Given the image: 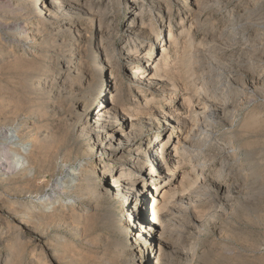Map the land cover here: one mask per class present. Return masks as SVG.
<instances>
[{
  "label": "rangeland",
  "instance_id": "374dc122",
  "mask_svg": "<svg viewBox=\"0 0 264 264\" xmlns=\"http://www.w3.org/2000/svg\"><path fill=\"white\" fill-rule=\"evenodd\" d=\"M77 1L84 3L85 0ZM116 1L112 20L109 21L100 13L86 16L84 11L78 13L74 11L76 14L63 12L58 16L59 20H64L60 24H71L74 28L62 29L60 32H44L42 45L40 44L38 48L35 45L30 46V41L23 40L19 35L20 26L17 25L27 22L21 19V14L26 11H20L21 8L14 0H2L0 3L2 44L0 60L6 58L8 51L24 56L26 51L31 49L32 52L38 51L37 55L41 58L34 62L40 66L47 67L49 59L56 57L60 62L72 65V73L68 77V84L72 83V89H62L61 100L53 93L54 96L49 97L46 93L29 86V76L33 73L31 69L25 67L4 71L0 69V128L10 124L14 127L34 123L33 129L24 132H33L41 136L48 134L52 142L51 146L48 144L45 148L43 165L47 166L50 162L59 164L56 173L45 175L38 171L44 166H37L31 192L38 191L43 195L45 194L42 192L43 188L45 189L50 181L65 177L68 171L72 170L71 174H75L81 164L87 165L86 170L99 164L98 155L91 158L84 155L87 138L79 137L77 120L84 108L87 110L92 105L93 99L96 98L97 103L101 99L106 102L112 96L117 97L121 114L127 113L132 118L131 132L124 130L128 135H124L121 143H124L126 138L147 141L158 135L160 139L168 136L172 146L175 138L182 139L186 134L190 136L179 148L180 151L194 154L193 161L191 162L187 156L180 155L177 169L171 177L166 178L170 182L168 185L170 191L166 200L167 208L161 212L160 218V223L166 227L161 244L162 264H264V75L257 79L258 77L252 76L248 69L253 63L264 67V6L250 5L244 15L241 17L235 15L236 19L231 21H227L229 18H226L225 22H213L210 17L203 18L199 28L192 31L187 44V32L181 34L179 32L180 25L175 11L179 6L176 5V0H162V4L158 6L159 12L163 14L162 20L153 19L150 23L145 21L144 25L147 27L145 31L148 33L141 35L136 33L128 35L125 27L128 22L126 0ZM207 5L209 6V2L201 1V7ZM217 8L218 6L212 7V11ZM152 9L155 11V8ZM33 10L35 12V8ZM168 10L171 11L170 14ZM181 11L183 12L182 9ZM31 20L38 22L41 19L39 15H32L29 21ZM100 20L101 27L98 29L97 23ZM133 24L139 25V18L135 19ZM224 24L228 26L227 36L220 37L218 33L224 29ZM246 26L256 28L257 40L254 47H258L254 48L257 50L256 53H252V49L244 55L238 52L241 46L236 45L238 37L234 36V32L237 31L239 35L241 29ZM183 27L186 29L185 24ZM168 30L176 36L179 35L175 42L166 43L168 46L166 68L171 71L163 72L164 74L162 73L161 77L148 88L136 85L135 81H130L129 71L139 66L146 74L148 73V77L152 74L149 69L151 61L159 57L161 45L167 42ZM203 33H206V36L202 39ZM99 38L109 45L107 58L111 60L110 62L114 63L113 60L116 59L121 65L117 77L120 89L115 95L113 87L101 89L103 83L109 84L111 79L108 72L102 70L101 73V68L97 65L102 60V55L96 53V42ZM152 43L153 48L150 52L152 60H125L126 48L129 47L131 53L140 52L143 55L145 49L147 50ZM113 47L116 49L115 52ZM78 48L85 49L81 56H77ZM183 49L187 56L181 58ZM201 61H208L211 69L206 67L198 70L197 66ZM77 63L82 64V78L74 74V65ZM188 68L198 70L196 72L193 70L194 77H190ZM43 77L39 80H43ZM189 99L197 101L190 112ZM144 100H148L147 106L143 105ZM204 106L214 115L209 110L206 111ZM168 108L175 109L183 123L173 126L176 119L165 122L161 118V113L166 112ZM39 113L43 115L39 116ZM204 113L205 115L211 113L214 118L206 121ZM207 125H210L214 140L204 138ZM50 134L53 136L50 137ZM230 141L235 155L233 160L227 163L236 164L234 168L220 163L219 152L223 148H228L227 144ZM200 144L204 146L201 151L197 150ZM157 146L156 143L154 149H157ZM101 158L103 165H110L113 172H119L123 168L121 166L123 163L118 161L117 156L111 158L106 153ZM61 165L65 166L63 170L60 168ZM193 166L198 167L203 173L202 183L194 180ZM159 167L162 169V177L165 178L167 176L165 165H158L156 170ZM124 171H131L133 178L145 180L140 182V187L144 186L146 192L144 209L142 212L136 211L134 219L140 224H147L150 222L154 182L146 179L148 171L145 172V168L139 170L137 166H126ZM84 180L91 187H94L97 181L95 174L85 177ZM19 181L18 176L8 183L3 181L0 174V237L2 236L0 263H153L150 254L157 250V244L151 248L141 249L142 256L136 255L132 258L128 250L124 252L125 254L121 250L122 247L131 248L130 242L127 236L111 223L120 222V228H125L124 222L126 215L129 214L127 205L121 203L114 195L100 204L84 182L83 194L71 192L60 196L59 201H63L61 206L67 208L63 216L59 211L53 215L51 221H36L31 224L27 242L21 243L10 217L13 215L20 217V212L27 209L31 200L30 194L23 189L24 186ZM219 184L227 187L226 193L218 189ZM80 214L92 215V222L88 225L79 223L76 216ZM41 237L43 245L39 246L37 240ZM45 249L50 250L52 256L46 254L45 257Z\"/></svg>",
  "mask_w": 264,
  "mask_h": 264
},
{
  "label": "bare ground",
  "instance_id": "6f19581e",
  "mask_svg": "<svg viewBox=\"0 0 264 264\" xmlns=\"http://www.w3.org/2000/svg\"><path fill=\"white\" fill-rule=\"evenodd\" d=\"M201 1L202 0H176V5L179 6V8H176L175 10L179 20L178 24L180 25L179 32L180 34L182 32L183 33L187 32L186 36L188 39L187 41L185 40L186 42H188L187 44H189L192 31H196L199 28L200 22L204 20L203 18L210 17L213 22H219V21L223 22L226 18H229L227 19V21L228 20L231 21V19L234 20L236 19L234 18L235 15L236 17L239 16L241 17L242 15H244L246 11L249 10L248 7L250 5L253 7L255 5L264 6V0H260L258 2L257 0H206L207 2H209V6L207 5L206 7H201ZM1 2L2 0H0V3ZM14 2L18 3V6L21 8L20 11L22 12L26 11L24 14H21V19H25L27 20V22L24 23L23 25H17L20 26L19 35L23 40H29L31 43L30 46L35 45L36 48H38V46H40V44L42 43L44 38L42 37V34L44 32H49V31L60 32V30L62 29L70 30L74 28V26L71 24L70 25L66 23L60 24L64 20L63 19L59 20L58 16L62 15L63 12L75 13L74 11H76L78 13L84 11V14L86 16L98 15L100 13L101 16H103L106 20L109 21L112 20L115 6L117 4L116 0L115 1L85 0L84 3H80V2L78 3L77 0H27L26 2H23L22 0H14ZM125 3L128 9L127 10L128 22L125 24L128 35L130 34L133 35L135 33L140 35L144 33L146 34V32L148 33V31H145V28H147L144 25L145 23H150L153 19H155L156 21L162 20L163 14L159 12L160 9L158 10V6L162 4V0H126ZM81 5L82 7H80ZM216 6H218V8L215 11H212V7H216ZM137 7H139V9H136ZM34 8H35V12L33 10ZM152 8H155V11ZM181 9L183 10V12L181 11ZM170 12L171 11L168 10L169 14ZM226 12L227 13L229 12L228 16ZM32 15L35 16L39 15L41 20H38V22H34L32 20L29 21ZM138 18H139V25L136 26L133 24V21ZM31 23L33 24L31 26H28V24ZM184 24L186 25V29H184L183 27ZM240 24H242L241 21ZM226 26L224 24V29H222L218 33L220 37L227 36ZM97 27L98 29L99 27H101V20L97 23ZM256 31H257L256 28H252L251 26H246L241 29V32L239 31L240 33L238 32L239 35L237 34V31L234 32V36L238 37V39H236L237 40L236 45L241 46L238 52L244 55H246L248 51L251 52L252 49H253L252 53L257 52V50L256 51L254 50V48L258 47L256 45H255L256 47H254V42H256L257 40V35L255 34ZM178 36H179L178 34L176 36V34L171 33L168 30L167 42L161 45L159 57L153 60L151 59L152 56L150 53L153 48V43L147 47V50L145 49V53L143 55L140 54V52L131 53L132 52L131 49L129 47L126 48L127 55L125 60L127 61H145V59L148 61L152 60L150 64L151 67L149 68L152 74L149 77H148V73L146 74V72L142 70V67L136 66L133 67L128 73L130 81H135L136 85H142V87L148 88L150 84H152L153 82H155V80L161 77V74L163 72L166 71L169 73V71L171 70L169 68H166L167 59H168V53H167L168 46H166V43L170 44V42H175ZM204 36H206V33H203L202 39L204 38ZM229 38H231V36ZM104 43H105L104 40H102L101 38H99L98 41L96 42V53L102 55V60L97 65H99V67L101 68V73H103V71L108 72L109 79H111V81L109 82V84L103 83L101 89L104 90L105 88L113 87V91H114L113 94L115 95L116 93L118 94V91L120 89L119 88L120 86L117 85V77H118V72L121 69V65L120 62L116 59L113 60L114 63L110 62L111 60L107 58L109 45H106V43L105 44ZM112 49L114 50V52L116 51L114 47ZM84 50H85L84 48L81 49L78 48L77 56H81ZM37 52H38L37 50L35 52H32L30 49L26 51L24 56H22V55H15L16 53L12 54L11 51H8L6 58L0 60V67H2L0 69L2 71L9 69L23 68V67L27 69H31L33 73L31 76H29L30 77L29 86L41 92L46 93V95L49 97L55 94L56 98L58 100H61L62 89L63 90H67L66 88H68L69 90L72 89V83L69 82L68 84V77L72 73V65L65 62H60V60H58L57 57L52 59L49 56L48 59L49 58L50 59L47 67L40 66L39 64L35 63L36 61L34 62V60L40 57L39 55H37ZM175 52L176 51L174 49L173 53L175 54ZM186 53L187 52L183 49L181 53V58L186 57L187 56ZM200 64H198L197 66L198 70H201L206 67L207 69H211V65H209L208 61H201ZM260 66L261 65L253 63L248 68L252 76L258 77L257 79L261 78L264 75V67L261 68L262 66L261 67ZM259 67L261 69H259ZM82 68L83 67L81 63H77L74 65V69H75L74 74L79 75L80 78H82V74H83ZM187 70H189L190 77L195 76L193 70H195V72L198 71L197 69H193V68L192 69L188 68ZM42 76H44L43 80H39L40 77ZM172 89H175V87H172ZM95 101L96 98L93 99L92 105H90L87 110H85L84 108L81 117L78 118L77 120L78 123L77 130L79 137L87 138L86 140L87 146L85 148L84 155L87 156L88 158H91L94 155H98L99 164L97 163V165L89 169L87 168V170H86L87 165L83 166L81 164L78 166V169L75 171V174H71V172H73L72 170L68 171L65 177L58 178L53 182L50 181L45 187V189L43 188L42 192L45 193L43 195H40L41 192L38 191L35 193H33V191L31 192V188L34 187L33 185L36 175L35 169L37 168V166L42 167L44 163L43 161L45 155V148L47 147L48 144H49L48 146L52 145V142L48 137V134L47 136H41L40 134H35L33 132L31 133L24 132V130L33 129L34 127L33 122H32L33 124L30 125L26 123V125L24 124L25 126L13 127L12 124H10L9 126L0 128V174H2L3 181H8L9 183L14 178H17L19 176L20 177L19 182H21L22 185L24 186V188L23 187L22 188L28 191L31 200V204L27 207V209H23L20 212V217H17L16 215L13 214H12L13 216L10 217L18 234L17 235L18 240H20L21 243L27 242V234L29 235L31 232L30 225L36 223V221H51L53 219V215L55 213H58L59 211L62 212L60 213L62 214L61 216H63V214L67 212L66 210L67 208L64 205L61 206V203H63V201L62 200H61L62 202L59 201L60 196L68 195L71 192H76L77 195L83 194V191L85 190H83L84 186H82V182H84L87 185L89 191L96 197L97 202H99L100 204H102V202L107 201L108 198L114 195V197L120 199L121 203H124L125 206L127 205L128 208L127 211L129 212V214L126 215L127 217L124 222L125 228L122 229L120 228L121 226L120 222L115 223L113 221L114 223L113 222L111 223L115 226V228H119V231L124 233L127 236V240L130 242L131 248L128 249L127 247H122L123 248L121 249L122 252L124 253L126 250H128L131 253V258L132 256L135 257L136 255L142 256L141 249L146 247L151 248L152 246H154V244H157L158 247L157 250L155 252H152L150 254V257L153 258L152 264H162L163 254L161 251V244L163 243L164 240L163 233L166 227L163 226L164 224L162 225V223H160V218H161V212L163 210L165 211L167 208L166 200L170 191L168 188L170 182L166 180V178L171 177L173 172L177 169L179 165L178 157L180 155L187 156L189 157V160H191V162L193 161V156H195L194 154L190 155V153L186 151L185 152L180 151L179 148L180 144L185 142V140L190 136L189 134H186V137H183L182 139L175 138L174 140L175 143L172 144V146L168 141L169 138L168 136L165 139H160L158 135L152 136L149 140L147 139V141L144 139H140L138 136H137L139 138L138 140L137 138L131 140H128L126 138V141L124 140V143H121V140H123L124 135L125 136L128 135L124 133V130L126 129L128 130V132H131L132 118L127 113L121 114L120 109L118 108L117 97L114 98L112 96V98L110 100H107L106 102H104V100L102 99L97 103H95ZM188 101H190L189 104H191L188 110V112H190L193 110V105H195L197 101L193 102L194 99L193 100L189 99ZM148 103H149L148 100H144L143 105L147 106ZM84 107H86V105H84ZM204 109L206 111L207 110L210 111L208 107L204 106ZM210 112L213 114L212 111ZM211 113H208L206 115L204 113L206 121L214 118L211 116ZM39 114H40L39 116L43 115L42 113ZM161 118L165 120V122H170L171 119H176L173 122V126H177L178 124L180 125L181 123H183L182 118H179L177 116L175 109L171 110L170 108H168L166 112L162 111ZM207 126L208 128H206V132L204 133V138L205 139L210 138L209 140H214V138L212 137V132L210 131L211 130L210 125ZM52 136L53 135H51L50 137ZM156 143L158 144L157 146L158 148L154 149ZM230 143L232 142L230 141L229 144H227L229 145L228 148H223L220 150L219 152V155L221 156L220 163L223 166H229L230 168L231 167L234 168L236 164H232L233 162H231V164L227 163L229 160H233V156L235 155V152L233 151L234 148ZM202 146L203 145L201 144L198 145L197 150L201 151ZM106 153H108V155H110L111 158L117 156L118 161L123 163L121 164L123 168L120 169L119 172L116 171L113 172L112 167L110 165L108 166L103 165V161L101 157L103 154ZM160 164L161 165L163 164L166 167L167 176H165V178L162 177V169H160V167L158 170H156L157 166ZM58 165L59 164L50 162L49 165L47 166L43 165L44 167L42 169H38V171L43 175L51 172L56 173ZM126 166L129 167L137 166L139 170L145 168V172L148 171L147 176H145L147 177L146 179L152 180V182H154L153 200L150 206V222L147 224H140L139 222H136V220L134 219V214L136 213V211L142 212L144 209L146 192L144 190L145 187L143 185H142L143 188L140 187V182L141 180L144 179L140 180L139 178L131 177L132 175L131 171L129 172L124 171V167ZM60 168L61 170H63L65 166L61 165ZM198 170H199L198 167L196 168L193 166V172H192L194 173L193 178H195L194 180L197 181L198 183H202L203 173L200 170L199 171ZM91 174H95V177L97 179V181H95L94 187L89 186L86 180H84L85 177H90ZM218 189H222L223 192L225 193L227 191V187L220 184ZM10 215L11 214H9V216ZM76 218L77 220H79V223L82 224L84 223V225L85 224L88 225L90 224V222H92L93 216L80 214L77 215ZM1 239L2 236L0 237V240ZM42 239L43 238L41 237L37 240L39 246L43 245ZM46 254L48 256H52L50 255L51 252L48 249H45V257Z\"/></svg>",
  "mask_w": 264,
  "mask_h": 264
}]
</instances>
